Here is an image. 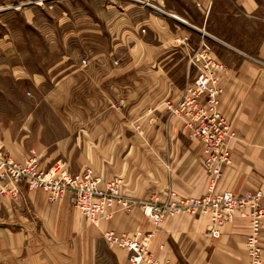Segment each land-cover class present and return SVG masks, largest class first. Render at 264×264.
I'll return each instance as SVG.
<instances>
[{
  "label": "crops",
  "instance_id": "obj_1",
  "mask_svg": "<svg viewBox=\"0 0 264 264\" xmlns=\"http://www.w3.org/2000/svg\"><path fill=\"white\" fill-rule=\"evenodd\" d=\"M7 1L0 0V6ZM80 1L88 7L87 0ZM152 1L146 5L131 0L96 1L103 7L102 16L112 12L105 19L116 39L113 48L102 52L98 46L87 65H47L49 72L60 75L49 101L70 100L69 95L60 97L57 88L71 90L81 82V102L87 106L66 112L68 117L81 118L78 132L61 119L49 133H42L41 126L34 130L30 145L22 138L24 129H19L24 122L13 125L8 113L0 114V146L11 158L22 160L33 149L42 156L41 167L57 159L70 172L91 165L104 178L120 175L124 191L136 197L155 192L164 196L169 189L182 195L205 192L208 175L201 165V141L189 137L181 121L160 103L165 98L178 99L195 76L186 46H196L199 34L205 33L219 47L239 46L264 61V0H189L173 7L164 0ZM94 32L107 34L102 29ZM244 37L257 39L256 49L251 42L233 40ZM121 45L127 47L128 63L104 65V60L124 59ZM220 56L227 65L219 78L220 109L233 123L238 139L231 142L232 162L224 168L218 187L239 193L264 184V70ZM122 70H128V77L122 78ZM121 96L127 104L114 106ZM148 108L157 116L151 124ZM136 227L143 233L154 231L148 248L163 262H248L244 244L248 221L243 216L238 215L213 238L203 216L181 214L154 225L135 208L93 221L78 213L67 195L49 200L45 191L21 185L15 199L0 195V264H129L127 251L107 243L104 232ZM260 242L264 264V221Z\"/></svg>",
  "mask_w": 264,
  "mask_h": 264
},
{
  "label": "built area",
  "instance_id": "obj_2",
  "mask_svg": "<svg viewBox=\"0 0 264 264\" xmlns=\"http://www.w3.org/2000/svg\"><path fill=\"white\" fill-rule=\"evenodd\" d=\"M190 61L197 67L194 79L178 99H165L163 106L179 118L190 137L202 143L203 165L210 179L201 196L183 198L174 193L170 200L152 196L136 198L122 191L121 177L105 179L89 166L76 173L62 166L41 167L33 149L22 160H15L1 146L0 195L16 197L23 184L31 190L43 189L49 198L67 195L73 208L93 221L109 218L116 211H130L134 206L154 224L179 213L203 215L208 222V234L214 238L243 213L249 220L244 241L248 264H263L258 239L264 217V209L259 205L264 198V186L240 195L229 189L215 188L221 165L230 163V142L238 137L218 108L219 89L214 71L225 70V65L211 54L206 41H201ZM152 237L153 231L143 233L136 229L104 232L107 243L127 251L129 264H160L147 249Z\"/></svg>",
  "mask_w": 264,
  "mask_h": 264
},
{
  "label": "rangeland",
  "instance_id": "obj_3",
  "mask_svg": "<svg viewBox=\"0 0 264 264\" xmlns=\"http://www.w3.org/2000/svg\"><path fill=\"white\" fill-rule=\"evenodd\" d=\"M87 1L89 3L88 7L87 6L84 7L83 5H81L80 0H71L68 2H64L63 0H9L5 2L7 3L6 5L0 6V114L8 113L10 120H12V122L14 123L13 125L18 124L19 126H22L20 125V122L22 121L24 122L23 124L24 126L20 127L19 129L21 130L24 129L25 131L24 133L25 135L22 138H24V141L26 142L28 140L27 143L25 142L26 144L31 145L34 136L33 134L34 130L38 129L41 126L42 133L44 132L49 133V131L53 130L54 127L57 126L56 122L61 119L64 120V122L67 121L68 125L73 126L76 132H78V129L80 128L81 118L68 117L66 112L71 110H75L76 112L77 111L79 112L82 109V104L87 106L86 103L81 102L82 100L81 94L83 91L81 82L80 81L77 82V85H74L71 88V90L69 89L70 92H68L69 91L68 88H65L64 86L61 87L60 89L57 88L56 93L62 94V96L60 97L65 98L67 97V95H69L68 98H70L71 96L70 100H66V101L63 100L60 102L49 101L48 94L52 90L53 92H55L54 83L56 82V79H58L60 75L59 74L55 75L56 71L49 72L47 70V65H87L88 60L92 56V53L94 52V50L97 49L98 46L102 48V52L104 51V48L106 50V47L108 50L109 49L111 50L113 48V44L114 41H116V39L112 37V32L109 31L110 29L108 28V24L106 23V19H105L106 17H111L112 12L106 11L105 15L102 16V12H100V9H102L103 7L98 5V2H96L97 0H87ZM131 1L133 2L136 1L137 3H143L145 5L146 3L153 2L152 0H131ZM182 1L185 3L189 2V0H164V3L169 7H173L174 5L172 4L179 2L182 3ZM83 8H85V11L83 10ZM172 12L176 13L174 11ZM97 29L99 30L102 29V31L104 30L105 32H107V34L105 33L106 35L104 36V34L101 32L103 35L100 34L98 35L96 32H94ZM233 33L240 34L241 32L233 31ZM204 34L205 33H203L202 35L199 34L200 39L196 46H188V47L186 46V52H187L186 56L189 64H191V67H194L197 70V67L191 63L190 58L197 51V48H199L201 41H206L210 45L211 54L218 61H220L225 65V70L214 71L215 82L217 88L219 89L218 108L221 111L220 93L222 91V88L219 85V78L222 73L226 72L227 65L225 64L224 59H222L220 55L222 54L229 55L230 61H232L234 64H238L241 61H247L248 63H252L253 65H260L261 70H264V61L259 59L255 55L252 54L250 55L245 53V51L239 48V46L232 45L233 47L230 48L223 45L219 47V44H217L214 41V39ZM233 40H237L238 42L243 41L245 44H249L251 42L252 47L256 49L257 39L255 38L250 39L248 37H244V38H234ZM100 43L102 45H100ZM120 47H121L120 50L125 54L123 56L124 59L119 61L113 60V62H111L110 60L109 62H107L106 60H104L103 62L102 60L104 65H121V67H123L122 65H126L128 63L129 59H128V55L126 54L127 47L126 45H121ZM124 61L126 63H124ZM20 66H22L23 69H21ZM179 66L180 65H177L178 68ZM163 68L166 69L167 65H165ZM155 69L157 70L156 66ZM121 75L122 78L128 77V70H122ZM193 79L194 77L191 79V81ZM187 85L184 87L182 93L187 88ZM165 99L176 100V98L175 99L165 98ZM165 99H163L160 104L163 105V101ZM126 104H127L126 97L121 96L120 100L116 102L114 106L123 107ZM55 111H58V113L62 117L58 118V114H55L57 113ZM147 111L150 115L147 117V121L149 122V124H151L152 122H154L155 118L157 119V116L153 115L154 112L153 108H148ZM221 113L229 122V124L232 126L233 130L238 136V132L235 129L233 123L230 121V119L226 117V115L222 111ZM130 120L133 121L132 119ZM134 125H136V127H139V123H136ZM54 136L55 134H53V137ZM237 139L238 137L236 139L231 140V142L237 141ZM75 150H74V154L79 152L78 150L77 151ZM36 154L39 156V159L42 157L38 153ZM203 161H204V155L202 149L201 165H202V169L208 175V180H209L210 173H208V171L205 169L203 165ZM231 162H232V156H231V148H230V163ZM230 163L221 165L220 167V176L218 177L215 186L217 190H221L218 187V184L222 177L224 168L230 165ZM64 164L65 163L62 160L57 159L50 166L55 165V166L65 167ZM88 166L93 168V166L91 165ZM71 173H76V172H71ZM116 176L121 177L120 175H116ZM116 176H112V177H116ZM109 178H105V179H109ZM23 185L25 186V184ZM262 186H264V184L259 185L252 189L243 190L242 192L239 193L234 192L233 190L232 191L237 195H240L248 191L256 190ZM207 187H208V181L206 188ZM37 189L44 191L41 188H37ZM122 191L125 194H127L123 189V184H122ZM45 193L48 197V193L46 191ZM174 193L176 194V196L178 197L180 196L183 198L189 196H199V195L201 196L203 194L202 193L199 195H182L175 190L169 189L166 191L164 196H161V192L160 193L155 192L149 195L148 197H136V196L134 197L147 199L152 196V197H158L163 200H170L172 199ZM6 197L15 199L16 197H18V195L16 197H10V196H6ZM48 199L52 200L55 198L48 197ZM263 200L264 198L261 199L259 205H261V207H263L264 209ZM135 208L141 210L138 206L133 207V209ZM181 214H187L196 218L200 217V215L198 214L191 215L188 213H179L174 216ZM142 215L144 214L142 213ZM238 215L243 216L247 219L248 231H249V220L247 215H244L243 213L242 214L239 213ZM174 216H169V217H174ZM202 216L203 215H201V217ZM263 221H264V217L262 218L260 232H259L260 234L258 239L261 252H262V247H261L260 238L262 233ZM135 229L141 231L137 227ZM207 233H208V222H207ZM153 236H154V231H153ZM147 249L150 253H152L148 248V244H147ZM157 260L160 262V264H171V262H169L168 260L164 262L160 261L158 258ZM262 262H263V257H262Z\"/></svg>",
  "mask_w": 264,
  "mask_h": 264
}]
</instances>
